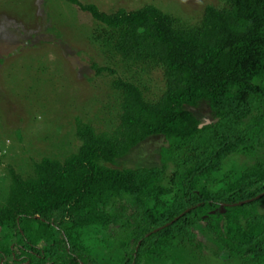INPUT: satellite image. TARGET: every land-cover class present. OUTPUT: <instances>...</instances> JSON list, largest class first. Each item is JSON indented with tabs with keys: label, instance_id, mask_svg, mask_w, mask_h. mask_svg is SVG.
Segmentation results:
<instances>
[{
	"label": "trees",
	"instance_id": "obj_1",
	"mask_svg": "<svg viewBox=\"0 0 264 264\" xmlns=\"http://www.w3.org/2000/svg\"><path fill=\"white\" fill-rule=\"evenodd\" d=\"M66 1L99 24L93 43L164 89L151 100L116 79L111 131L77 119L62 161L1 169L0 264H264V0H220L195 25ZM153 138L159 166L118 168Z\"/></svg>",
	"mask_w": 264,
	"mask_h": 264
},
{
	"label": "rangeland",
	"instance_id": "obj_2",
	"mask_svg": "<svg viewBox=\"0 0 264 264\" xmlns=\"http://www.w3.org/2000/svg\"><path fill=\"white\" fill-rule=\"evenodd\" d=\"M100 12H127L154 5L181 23L195 25L206 6L220 0H79ZM99 28L90 14L66 0H0V166L25 171L44 157L63 160L79 142L76 120L98 133L117 124L118 103L112 83L127 79L157 99L164 89L160 71L128 66L91 41ZM109 69L98 73L93 68ZM200 118L207 119L205 110ZM162 138L141 144L118 168L159 166ZM1 157V156H0ZM229 166L230 163H227ZM1 175V174H0Z\"/></svg>",
	"mask_w": 264,
	"mask_h": 264
},
{
	"label": "water",
	"instance_id": "obj_3",
	"mask_svg": "<svg viewBox=\"0 0 264 264\" xmlns=\"http://www.w3.org/2000/svg\"><path fill=\"white\" fill-rule=\"evenodd\" d=\"M206 124H209V122L208 121H206ZM201 127V126H200ZM258 198H260V196L258 197ZM257 198V199H258ZM244 203H247V202H243V203H237V204H235V205H233V206H241V205H243ZM223 207V206H222ZM214 213V212H213ZM212 213V214H213ZM157 231V230H156ZM156 233V232H155Z\"/></svg>",
	"mask_w": 264,
	"mask_h": 264
}]
</instances>
